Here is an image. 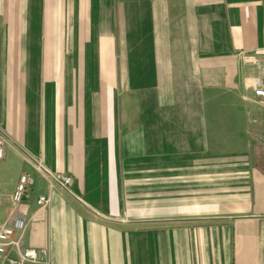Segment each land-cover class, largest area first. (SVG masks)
Returning <instances> with one entry per match:
<instances>
[{"label": "crops", "instance_id": "1", "mask_svg": "<svg viewBox=\"0 0 264 264\" xmlns=\"http://www.w3.org/2000/svg\"><path fill=\"white\" fill-rule=\"evenodd\" d=\"M136 1L152 20L134 24L120 70L108 28L82 57L68 46L67 73H29L27 43H8L0 225L22 220L11 239L47 249L48 264H264V105L245 89L240 57H264V0ZM20 151L70 174L68 191ZM20 172L32 185L13 204ZM147 176L151 198L130 199L140 193L128 179Z\"/></svg>", "mask_w": 264, "mask_h": 264}, {"label": "rangeland", "instance_id": "2", "mask_svg": "<svg viewBox=\"0 0 264 264\" xmlns=\"http://www.w3.org/2000/svg\"><path fill=\"white\" fill-rule=\"evenodd\" d=\"M2 2L0 3V58L8 57L9 42H16L19 46L26 42V58L31 59L32 62L37 60L34 65L28 64L29 73H42V68L44 72L53 73L57 69L58 72H71L72 66L61 65L69 56L68 50L71 48L68 46L77 48L80 43L82 57V53H86L84 48H87V44H92L94 39L98 44L106 28H108L107 32L110 30L115 37V58L120 70V59L129 52L131 43L129 40L131 30L135 28L134 24L138 21V27L141 29V25L152 20V13L148 12V8L140 9V2L136 0H14L11 11L13 17L9 20L5 14L7 10L4 9H8L6 0ZM9 27H14L16 32L8 33ZM17 52L19 53L16 54L17 59L25 57L22 51ZM74 52L77 56V51ZM44 53H47L51 61L53 57H57L56 62L60 65H52L51 61L48 66L40 65V58H43ZM80 72L85 71L80 67ZM241 90L243 92L242 88ZM227 101L228 99H225V102ZM241 105L247 106L243 101ZM128 180L132 183L129 187L139 188L140 193L135 194L137 189L130 191L132 193L129 195L130 199L140 196L142 191L146 194V198H151L153 191L151 177H135Z\"/></svg>", "mask_w": 264, "mask_h": 264}, {"label": "built area", "instance_id": "3", "mask_svg": "<svg viewBox=\"0 0 264 264\" xmlns=\"http://www.w3.org/2000/svg\"><path fill=\"white\" fill-rule=\"evenodd\" d=\"M241 61L247 66L243 74L245 89L250 90L253 97L264 103V57L259 59L248 51L240 53ZM10 139L3 129L0 128V162L4 158V147L10 143ZM24 163L29 165L33 171L43 177L50 188L61 187L68 191L72 177L68 173L55 171L45 166L39 156H33L25 151H20ZM32 185V177L27 172H20L13 191L8 195L13 204L21 202L28 194ZM48 197L39 195L36 199L38 205L48 203ZM18 225L21 228L23 221H17L16 225H0V264H48V250L45 248L36 249L21 247L18 241L12 240L14 228ZM13 245L17 251L16 256L7 254V246Z\"/></svg>", "mask_w": 264, "mask_h": 264}]
</instances>
